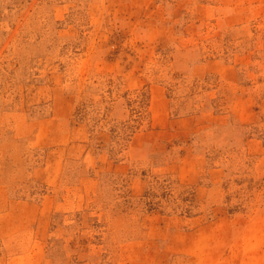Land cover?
I'll list each match as a JSON object with an SVG mask.
<instances>
[{
  "label": "rangeland",
  "instance_id": "rangeland-1",
  "mask_svg": "<svg viewBox=\"0 0 264 264\" xmlns=\"http://www.w3.org/2000/svg\"><path fill=\"white\" fill-rule=\"evenodd\" d=\"M0 264H264V0H0Z\"/></svg>",
  "mask_w": 264,
  "mask_h": 264
}]
</instances>
